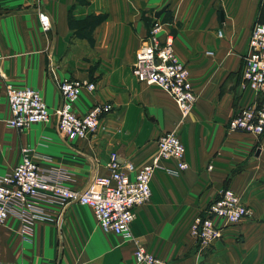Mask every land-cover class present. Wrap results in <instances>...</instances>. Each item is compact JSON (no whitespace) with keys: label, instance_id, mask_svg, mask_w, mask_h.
Wrapping results in <instances>:
<instances>
[{"label":"crops","instance_id":"crops-1","mask_svg":"<svg viewBox=\"0 0 264 264\" xmlns=\"http://www.w3.org/2000/svg\"><path fill=\"white\" fill-rule=\"evenodd\" d=\"M163 6L159 38L172 35L174 54L195 93L182 120L164 90L138 82L130 71L153 13ZM39 9L49 19L48 31L40 26ZM94 10L106 14L91 32L87 25V36L80 35L84 25L74 23ZM255 21L264 22V0H0V174L28 147L40 168L62 170L63 184L81 189L107 174L110 151L138 167L155 153L156 137L173 130L187 167L171 174L167 168L174 161L160 160L150 176L149 199L133 209V237L164 264H264V137L226 129L237 109L255 98L241 81ZM62 79L94 84L91 91L80 90L73 113L81 115L93 103L111 105L84 138L69 141L56 131L62 100L54 81ZM6 84L37 90L49 120L24 129L7 126ZM226 187L250 215L223 225L220 238L202 248L190 237L189 224ZM42 205L49 219L33 222L29 240L21 238L18 219H5L1 261L142 264L133 257L131 241L102 231L86 205L70 203L61 211L54 203Z\"/></svg>","mask_w":264,"mask_h":264},{"label":"built area","instance_id":"built-area-1","mask_svg":"<svg viewBox=\"0 0 264 264\" xmlns=\"http://www.w3.org/2000/svg\"><path fill=\"white\" fill-rule=\"evenodd\" d=\"M37 17L41 28L48 31L50 22L47 15L39 9ZM160 31L161 22L152 18L136 49L130 71L138 82L164 90L172 98L182 120L194 103L195 93L187 68L174 54L172 35L167 33L160 39ZM241 81L243 86L254 92L255 98L237 109L227 121L226 129L264 137V22L255 21L250 28ZM54 87L62 100L55 111L56 131L69 141L90 135L99 117L111 109L108 103H93L81 115L72 112L71 103L80 90H93V82L62 79L54 81ZM4 94L9 113L5 120L7 126L24 129L33 123L49 120L50 112L37 90L6 84ZM155 146L150 160L138 167L129 161H120L116 152L110 151L105 162L107 174L93 178L81 189L65 186L62 181L66 174L62 170H43L32 159L30 149L21 147L19 160L9 171L0 174V227L8 216H13L20 221L21 238L29 240L33 222L49 219L42 203H54L59 211L70 203L86 205L102 231L131 241L137 263L164 264L146 252L130 230L133 209L149 199L150 176L160 160L174 161V167L167 168L171 174L187 167L183 145L173 130L161 132L155 139ZM249 215L250 208L226 187L192 218L188 233L200 247H207L220 238L223 225L236 223ZM0 264L16 263L0 260Z\"/></svg>","mask_w":264,"mask_h":264},{"label":"rangeland","instance_id":"rangeland-1","mask_svg":"<svg viewBox=\"0 0 264 264\" xmlns=\"http://www.w3.org/2000/svg\"><path fill=\"white\" fill-rule=\"evenodd\" d=\"M105 14L106 13L103 12V11L94 10L91 13H89V15L83 21L75 22L74 25H76L77 27H80L81 23H83L84 31H83V33H79V34L82 35V36H87L86 35V27H87V25L89 26V29H90V32H91V30L96 26V24L99 22V20H101L103 18V16ZM90 37H91L90 43H91V46H92V44H93L92 33H91Z\"/></svg>","mask_w":264,"mask_h":264},{"label":"water","instance_id":"water-1","mask_svg":"<svg viewBox=\"0 0 264 264\" xmlns=\"http://www.w3.org/2000/svg\"><path fill=\"white\" fill-rule=\"evenodd\" d=\"M163 9H164V6L161 7L160 9L156 10V11L153 13V17H154V18H157L158 15L162 12ZM220 16H221V14H220Z\"/></svg>","mask_w":264,"mask_h":264}]
</instances>
